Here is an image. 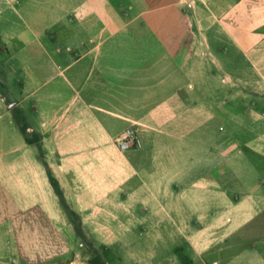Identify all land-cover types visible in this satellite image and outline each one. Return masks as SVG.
Listing matches in <instances>:
<instances>
[{"label":"crops","instance_id":"obj_1","mask_svg":"<svg viewBox=\"0 0 264 264\" xmlns=\"http://www.w3.org/2000/svg\"><path fill=\"white\" fill-rule=\"evenodd\" d=\"M231 85L264 86V0H0V264L66 258L60 197L105 214L172 150L170 180L193 161L202 181ZM262 116L244 142L264 157ZM128 127L142 146L122 152Z\"/></svg>","mask_w":264,"mask_h":264},{"label":"rangeland","instance_id":"obj_2","mask_svg":"<svg viewBox=\"0 0 264 264\" xmlns=\"http://www.w3.org/2000/svg\"><path fill=\"white\" fill-rule=\"evenodd\" d=\"M219 97V133L205 124L202 181H194L193 161L185 181L170 180V162L178 160L172 150L123 191L141 195H114L105 214L77 212L75 199L60 197L69 209L62 232L70 251L53 264H264V157L244 142L250 129L258 141L264 86H220Z\"/></svg>","mask_w":264,"mask_h":264},{"label":"built area","instance_id":"obj_3","mask_svg":"<svg viewBox=\"0 0 264 264\" xmlns=\"http://www.w3.org/2000/svg\"><path fill=\"white\" fill-rule=\"evenodd\" d=\"M115 144L122 152L131 149H139L142 146L138 131L134 127H128L123 132H121L115 138Z\"/></svg>","mask_w":264,"mask_h":264}]
</instances>
